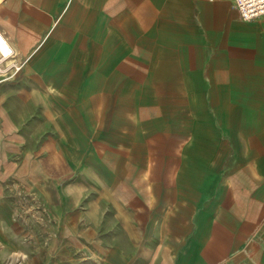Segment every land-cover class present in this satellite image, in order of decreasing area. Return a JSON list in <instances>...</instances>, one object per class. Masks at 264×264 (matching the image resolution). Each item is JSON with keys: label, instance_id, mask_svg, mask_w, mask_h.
I'll return each instance as SVG.
<instances>
[{"label": "crops", "instance_id": "crops-1", "mask_svg": "<svg viewBox=\"0 0 264 264\" xmlns=\"http://www.w3.org/2000/svg\"><path fill=\"white\" fill-rule=\"evenodd\" d=\"M0 30L23 62L0 116L36 135L19 149L77 151L27 180L40 208L0 199V264H264V16L0 0Z\"/></svg>", "mask_w": 264, "mask_h": 264}, {"label": "rangeland", "instance_id": "rangeland-1", "mask_svg": "<svg viewBox=\"0 0 264 264\" xmlns=\"http://www.w3.org/2000/svg\"><path fill=\"white\" fill-rule=\"evenodd\" d=\"M4 83H0V86ZM9 103L5 95H1V114L6 115L9 113L7 111ZM14 120L16 121L14 118L9 119L0 116V199L18 207H25L32 202L40 208L42 206L40 198L34 192L32 194L26 193L30 190L28 187L29 181L27 180L45 177L52 171L54 173H76L73 166L62 165V162L66 161L64 152L72 156L77 151L19 149V145H27L26 142H28L29 136L35 137L36 135H24L18 130H14ZM29 120L25 119L26 122H29ZM17 121H20V119H17ZM6 124L12 127V131L3 134L1 131L3 132V127L7 126ZM23 125H28V123H23Z\"/></svg>", "mask_w": 264, "mask_h": 264}, {"label": "built area", "instance_id": "built-area-1", "mask_svg": "<svg viewBox=\"0 0 264 264\" xmlns=\"http://www.w3.org/2000/svg\"><path fill=\"white\" fill-rule=\"evenodd\" d=\"M240 17L252 21L264 16V0H233ZM23 62L15 48L0 30V83L13 79L22 69Z\"/></svg>", "mask_w": 264, "mask_h": 264}]
</instances>
